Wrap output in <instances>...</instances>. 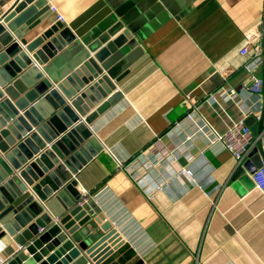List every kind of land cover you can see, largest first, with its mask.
Here are the masks:
<instances>
[{
	"label": "crops",
	"instance_id": "obj_1",
	"mask_svg": "<svg viewBox=\"0 0 264 264\" xmlns=\"http://www.w3.org/2000/svg\"><path fill=\"white\" fill-rule=\"evenodd\" d=\"M14 2L0 0V15ZM48 2L57 10L49 19L67 26L81 48L121 17L137 34L119 57V98L91 125L104 148L76 175L79 191L94 201L121 241L99 264H264V195L253 187L251 159L238 166L221 144L196 140L172 162L176 169L187 165L192 181L177 179L164 189L154 187L163 165L151 173L139 167L138 178L124 165L157 136L168 149L176 146L182 130L174 125L186 112L188 92L202 104L201 114L223 130L224 112L239 118L241 110L232 100L220 97L221 110L205 98L221 86L235 87L250 108L246 120L253 118V138L259 135L264 86L260 94H249L243 84L254 75L264 79V0ZM249 37L250 54L243 55ZM257 47L262 55L252 57ZM85 226L104 233L94 219Z\"/></svg>",
	"mask_w": 264,
	"mask_h": 264
},
{
	"label": "water",
	"instance_id": "obj_2",
	"mask_svg": "<svg viewBox=\"0 0 264 264\" xmlns=\"http://www.w3.org/2000/svg\"><path fill=\"white\" fill-rule=\"evenodd\" d=\"M50 6L15 0L0 15V264H99L121 243L76 175L104 148L91 125L119 98V57L137 34L121 17L81 48ZM262 42L264 59V25ZM263 121L264 106L259 133ZM263 156L259 141L249 167Z\"/></svg>",
	"mask_w": 264,
	"mask_h": 264
},
{
	"label": "built area",
	"instance_id": "obj_3",
	"mask_svg": "<svg viewBox=\"0 0 264 264\" xmlns=\"http://www.w3.org/2000/svg\"><path fill=\"white\" fill-rule=\"evenodd\" d=\"M11 7V6H10ZM52 11H57L55 6L51 4ZM57 18L62 20L63 16L58 14ZM251 38H247L246 44L241 47L240 53L243 55L250 54ZM262 55L260 47L254 49L251 53L252 57H259ZM249 68V64H246ZM244 88L249 94H260L263 90L264 79L262 76L254 75L251 81L245 82ZM232 100L242 112L239 118L227 116L226 127L223 130L217 129L209 120L201 114L202 104L199 103L195 96L188 92L185 94L184 104L186 112L182 120L175 123L174 128L182 130L181 135H177L178 143L173 148L168 149L162 137L157 136L151 144L142 152L132 156L127 160L125 168H129V173L135 178L140 176L138 172L139 167L145 168L147 172H152L156 167L163 165L164 169L161 171L158 180L154 185L155 188L164 189L170 186L171 182L181 178H188L192 181L193 171L187 166L183 165L179 168H173L172 162L179 161L184 152L190 150V146L196 140H205L206 145L215 143L221 144L225 149L232 153L235 157L238 166L243 165L246 159H251L253 149L262 142L264 152V130L259 133L256 138H253L251 128L246 123V117L250 108H246L244 98L239 96V92L235 87L221 86L217 90L212 91L205 98L209 105H218L219 109L223 110L219 99ZM193 122V127L190 129H183L184 122ZM206 146L200 149L199 153L205 156ZM262 165L257 168H249L253 187L258 189L264 195V156L262 157ZM120 165H122L120 163ZM147 173V174H150ZM85 199L87 197L85 196Z\"/></svg>",
	"mask_w": 264,
	"mask_h": 264
}]
</instances>
